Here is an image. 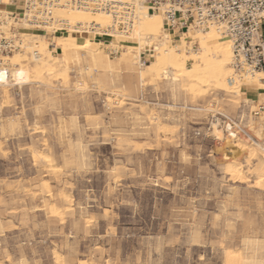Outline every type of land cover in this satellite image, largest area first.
Instances as JSON below:
<instances>
[{
  "label": "rangeland",
  "instance_id": "1",
  "mask_svg": "<svg viewBox=\"0 0 264 264\" xmlns=\"http://www.w3.org/2000/svg\"><path fill=\"white\" fill-rule=\"evenodd\" d=\"M23 33L49 44L67 35ZM165 33L155 36L157 45ZM100 38L89 53L69 49V83L0 87V264H264V184L248 172L249 163L264 161V119L250 123L256 139H226L256 154L239 158L244 175L236 179L222 167L225 142L214 131L205 135L212 112L246 117L258 96L245 88L246 100L217 87L191 93L164 76L142 81L135 63L154 61V48L122 59L133 40ZM22 51L11 55L31 66V51ZM49 51L58 59L59 49ZM94 52L112 74L95 67ZM88 65L95 71L86 73Z\"/></svg>",
  "mask_w": 264,
  "mask_h": 264
},
{
  "label": "bare ground",
  "instance_id": "2",
  "mask_svg": "<svg viewBox=\"0 0 264 264\" xmlns=\"http://www.w3.org/2000/svg\"><path fill=\"white\" fill-rule=\"evenodd\" d=\"M92 3L95 4L93 5ZM97 4L98 6L96 7ZM108 4L113 6L110 8L103 7V5ZM122 5H128L132 9L133 19L127 26V32L119 30L116 25V21L126 15L123 11L125 8H121ZM150 9L143 6L141 0H60V3L54 9L50 23L42 28L43 30L46 29V31H53L54 33L66 31L67 35L58 36L59 40L57 43L49 44L44 39L39 41L40 38H45L39 34H21L23 38L21 46V49H23L22 52L25 53L27 50L31 51L29 54L32 55V65L25 64L29 60L24 55H7L3 60L7 65L9 62L13 69L8 68L9 70L0 73V87L5 88V86L10 85V82H13V85L22 87L23 85L32 83L33 79L50 81L54 78H61L66 83H69L70 76L67 71L68 58L70 56L69 49L74 48L82 50L84 53H89V50H92L93 47L102 44L100 43V40H102L100 37L103 36L108 38L112 37V41L108 42L111 45L119 44V39L133 40L127 42L130 44L128 48H131V50L126 49L121 56L122 59L126 54L135 56L136 51L134 50H137L138 53L141 47L149 46L154 48L156 51L154 61L147 65L141 64L142 62L140 63L139 60L135 63L138 66L137 74L142 81L144 79L156 80L164 76L174 87L184 86L191 93L207 92L212 87H217L218 91L232 92L236 96L244 97L245 100L246 97L242 88L245 87L249 90L262 89L263 91L257 94V96L259 98L258 101L264 103V98L262 97L264 95V85L261 81L262 74L256 73L251 75L247 69H244V73L242 72L243 74L241 76L235 78V83L232 84L229 81L234 76L232 72L227 76L229 72L228 66L232 65L233 67L232 44L229 40L221 41L223 38L218 28L211 26L205 31H194L190 29L180 40V45L167 44L168 42H173V37L165 33L164 38L160 41L164 45H157L154 39H156L155 36L159 31L164 28V18L162 14L153 15ZM40 10H43V8L41 4H38L36 12ZM34 13L35 11L30 13L29 17L34 16ZM0 21L3 22L0 26V31L4 33L7 29L12 30V28L18 31H20V28L32 29L28 21L21 20L17 22L10 17L4 10V6H0ZM185 37L188 38L186 39ZM79 40H85V42L79 45ZM198 40L200 45L198 46V50L194 51V41L198 42ZM187 44L190 50L193 51L192 53L187 51ZM51 46L56 51L58 49L60 50L58 59L62 63L58 62V59L51 55L49 51ZM104 57L101 53L94 52L92 62L99 71L112 74L109 63L107 60H104ZM189 62H191L190 66H188ZM85 71L92 72L95 70H92L88 65ZM3 92L9 98L8 91L4 89ZM128 100L130 101L129 98ZM214 132L216 139L219 142H225L224 145L226 144L221 149L224 160H227L222 166L223 170L229 173L233 179L243 176L244 165L239 158L244 154H248L249 158H254L256 156L255 152L252 149L246 151L243 147L239 146L231 148L229 147L230 144L228 141H226V137L222 135L221 130L216 126H214ZM258 136L261 135L258 134ZM227 144L229 145L227 146ZM40 157L50 162L48 156L41 154ZM127 164L134 166L136 165V161L129 159ZM250 164L248 172L257 173L258 186L264 184V161L260 165H256V167ZM217 217L222 218L223 213L218 214ZM261 248H264V244ZM257 250H259V245L254 248V252ZM248 260L250 259H245L244 264H248Z\"/></svg>",
  "mask_w": 264,
  "mask_h": 264
},
{
  "label": "built area",
  "instance_id": "3",
  "mask_svg": "<svg viewBox=\"0 0 264 264\" xmlns=\"http://www.w3.org/2000/svg\"><path fill=\"white\" fill-rule=\"evenodd\" d=\"M5 1L0 0V6H4L10 17L17 22L28 21L32 31L37 32L44 31L43 28L50 23L54 9L60 3V0H7L6 3ZM141 2L162 14L164 31L175 40H181L190 29L205 31L211 26L218 28L222 38L232 44L234 76L229 81L235 83V78L241 76L243 70L247 69L251 75L262 74L261 81L264 85V0H141ZM38 4L42 5L43 10L36 12ZM112 6L103 5L104 8ZM121 8H125L123 11L126 15L117 20L116 25L122 29L121 31L127 32V26L133 19L132 9L128 5H122ZM33 11L34 16L29 17ZM2 23L0 21V26ZM11 31V35L0 31V73L9 70L3 59L22 46L20 31L13 28ZM212 113L206 124V137L213 135L216 126L230 142L237 143L245 138L252 141L256 138L251 135L249 126L255 119H264V103L251 107L246 117ZM198 135L201 133L198 132Z\"/></svg>",
  "mask_w": 264,
  "mask_h": 264
},
{
  "label": "crops",
  "instance_id": "4",
  "mask_svg": "<svg viewBox=\"0 0 264 264\" xmlns=\"http://www.w3.org/2000/svg\"><path fill=\"white\" fill-rule=\"evenodd\" d=\"M125 60V59H124ZM124 60H121L122 62L124 61ZM80 60H78V62H79ZM89 63H90V61H89ZM86 73H88V72H86ZM88 75H90V74H88ZM245 90H246V92H247V94L249 95V94H253L251 97H255L256 95H257V93H256V91L255 90H249L248 88H245ZM249 90V91H248Z\"/></svg>",
  "mask_w": 264,
  "mask_h": 264
}]
</instances>
